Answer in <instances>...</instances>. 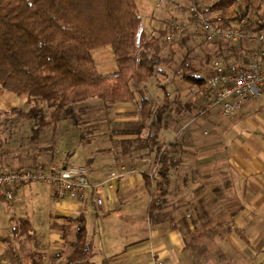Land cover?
<instances>
[{
  "label": "trees",
  "instance_id": "obj_1",
  "mask_svg": "<svg viewBox=\"0 0 264 264\" xmlns=\"http://www.w3.org/2000/svg\"><path fill=\"white\" fill-rule=\"evenodd\" d=\"M246 1V5H242V0H214L207 6H199L208 10L212 20L223 26L245 17L250 31L264 32V0H259L258 5H254L253 0ZM252 7L255 18L251 23L246 15ZM191 37L195 36L187 35L179 42L185 44ZM200 40L214 44L218 58L238 59L240 54L251 50L244 40L238 44L222 39L215 42ZM170 42L159 35L147 34L136 0H0V88L26 96L31 103L27 112L13 107L4 114L14 113L30 121L33 137L37 139L51 121L57 123L66 118L74 105L92 96L107 103H133L139 92V124L113 129L114 136L133 135L115 139L119 154L156 147L155 161L149 171L144 172L145 186L152 196L148 209L150 221L157 223L168 219L175 225L179 221L185 235H189L190 243L200 242L199 245H204L202 248H207L216 235L231 230L242 204L234 194L231 177L222 167L207 166L197 159L192 167L187 164L184 155L190 153L197 157V154L188 151L185 146L189 143L178 137L184 126L181 119L185 115L181 114L189 112L194 101L188 100L182 106L180 101L175 104L167 85L163 84V102L156 104L141 86L146 85L158 70L166 75L167 71L161 69V65L170 66L174 62V51L170 57L163 56L165 45ZM106 46L112 48L117 64V70L110 75L98 70L93 56L94 50ZM255 49L256 46L252 50ZM206 56L208 58L209 54ZM203 70V66H198L186 55L176 72L182 81L196 86L198 92L205 90L211 95L213 89L208 81L212 69H207V75ZM39 101L52 109L51 118ZM214 111L222 113L220 108H207V105L202 112L211 115ZM172 112L179 117L173 118ZM73 119L77 123V118ZM173 119L174 130L179 131L177 139L159 144L161 131L171 128ZM206 126L205 123L203 128ZM145 128L149 130L148 137L143 136ZM185 166L190 167L188 172L182 171ZM175 179H180L179 185L182 183L183 188L189 189L190 195L174 201L170 195L178 192L172 189L176 188ZM180 187L177 185V189ZM189 220L194 230L189 226ZM69 221V225L62 227L67 244L73 249L60 264H96L91 260L93 246L87 239L85 223L76 218H69ZM75 222H78L76 239L71 241L69 234ZM13 231L15 237L25 235L28 240L34 237L33 226L27 218H18ZM17 263L43 264V257L28 250Z\"/></svg>",
  "mask_w": 264,
  "mask_h": 264
},
{
  "label": "crops",
  "instance_id": "obj_2",
  "mask_svg": "<svg viewBox=\"0 0 264 264\" xmlns=\"http://www.w3.org/2000/svg\"><path fill=\"white\" fill-rule=\"evenodd\" d=\"M154 12L141 14L149 36L155 29L154 33L158 32L159 22L165 14H159L157 19ZM99 60L96 62L97 67L103 57L100 56ZM21 98L10 109L17 107ZM10 105V101H0V111L8 110L5 108ZM21 109L25 112L29 110ZM209 117L210 122H204L209 123L205 132L209 131L214 138L205 146L217 145L219 151H207L198 156L197 160L207 166L222 167L229 174L234 194L242 204V209L235 216L231 230L220 232L207 248H202L204 245H199L200 242L190 243L189 235H185L179 221L177 225L168 219L151 223L148 209L152 196L145 186L144 171L139 167L128 170L125 165L111 163L108 161L110 157L99 153L87 160L92 173L91 181L97 183L110 172L118 170L122 175L116 188L107 193L102 205L95 201V196L101 192L92 189L84 202H60L53 197L61 203L60 211H51L49 214L52 218L49 217L54 222L58 221L57 217L82 219L86 225L87 239L93 246L92 261L98 264H155L157 260L163 264H264V87L260 97L249 100L236 114L226 117L220 111H214ZM173 132L179 135V131ZM28 134L25 133L27 137H24L13 130L8 136L0 138V169L41 165L37 156L28 158L19 154L24 145L33 144V132L30 137ZM111 157L114 158L113 154ZM51 162L68 163L58 162L53 157L42 164ZM37 194L33 185H27L17 190L13 200L0 199V210L4 209L5 214L8 210L23 212L16 216L12 214L8 219L2 216L5 223L23 217L31 222L35 230V223L30 217L33 212L25 213L27 207L22 202L28 196L36 197ZM54 222L50 221L48 233L50 236L53 234L56 240H66L64 234H61L63 227H60L59 233ZM188 222L194 230L192 222ZM17 260L11 259L14 262L10 264H16Z\"/></svg>",
  "mask_w": 264,
  "mask_h": 264
},
{
  "label": "rangeland",
  "instance_id": "obj_3",
  "mask_svg": "<svg viewBox=\"0 0 264 264\" xmlns=\"http://www.w3.org/2000/svg\"><path fill=\"white\" fill-rule=\"evenodd\" d=\"M139 8L140 14H151V12L156 11L155 3L156 0H136ZM196 3L197 5L207 6L212 3L214 0H186ZM185 0H177L175 5L180 3H186ZM259 0H253L254 5H258ZM247 1L242 0V5H246ZM264 3H262V6ZM168 5L164 8H160L158 12H154V15L158 17L159 14L162 13L169 14ZM175 10V8H174ZM173 11V10H172ZM249 15H246L250 22L254 21V12L253 7L248 11ZM171 14V11H170ZM237 20V19H235ZM160 24V22H159ZM159 29V25H158ZM156 31V29H155ZM152 31L151 35H159L155 34ZM180 39H175L170 43L165 45L163 56L170 57L171 52L174 51V62L167 66L164 63L161 65V69L167 71L166 75L156 71L154 76L148 81V83L143 86L145 93L156 103L162 104L164 92L162 90L161 85H169L168 89L170 93L171 99L176 102L180 101L181 106L188 100H193V108L189 110V112L181 114L185 115L182 117L181 121L183 122V128L181 129V134L178 139H185L189 146H185L188 151H191L193 154H197L196 156L200 157L205 154L207 151L218 152L219 149L217 145L205 146V143L208 144L214 137L210 135L209 131L205 132L208 128H203L205 125L203 118L207 119L210 122V115L207 113H203L204 107L207 103L213 98V94H206L205 90L202 92H198V89L194 85H189L182 81L178 73V66L180 62L187 55L189 56L198 66H203V73L205 75L208 74V70L211 64V61L215 58H218L214 53L216 47L214 44L204 43L197 37H191L185 44L179 42ZM240 41H230L233 44H238ZM244 44H246L251 50L248 53L240 54V58L234 59L232 57L220 56L221 58L229 59L231 61H244L248 60L253 53V47L256 45H252L249 41L244 40ZM207 54L209 57L207 58ZM93 56L96 62H99L100 56L103 57L102 63L98 66V69L101 73L105 75H110L117 70V64L114 60V52L110 46L102 47L93 51ZM178 84V87H177ZM5 93L6 95L2 94ZM197 93H201V95H197ZM22 96H18L17 94L9 91H4L0 88V101L6 100L10 101L11 105L6 107L5 109H10L13 105L19 102V99ZM11 98V100H10ZM27 97L23 96L21 98L20 104L17 106L19 108L29 109L31 103L26 100ZM140 101L141 95L137 92V99L135 102L131 104L126 103H107L97 96H92L85 100L84 102L78 103L73 106L72 113L66 118H62L57 123L52 122L49 126L43 129L41 135L32 141V145H24L19 154L28 156V158L37 156L39 158L38 162L42 164L43 162H48L51 158H56L58 162H77L84 163L89 167V163L87 160L94 157L97 153L102 156L110 157L108 161L118 165H125L128 170L138 169V167L144 172L149 171L151 165L155 161L156 157V147L147 148L144 150L137 151L135 153L127 152L125 155H120V149L115 143V139H123L133 136L119 135L114 136L113 129L115 127H121L127 124L137 125L140 122ZM38 104L45 108L47 112L48 118H51L52 109L48 108L44 102L39 101ZM127 107V108H126ZM129 107V108H128ZM176 107V106H175ZM129 109V110H126ZM131 109H134L131 111ZM174 117L178 118L176 112H172ZM209 115V116H208ZM8 117L6 120L5 118ZM73 118H77V123ZM173 122L172 126L169 129H163L158 137L159 144H167L175 139H177V135L173 132ZM209 124V123H208ZM31 126L32 123L23 122L21 118L14 113L4 114V110L0 111V138L4 136H8L10 131L18 132V135L28 134L31 136ZM4 131V132H3ZM172 132V133H171ZM149 130L145 128L143 130V136L148 137ZM137 136V135H136ZM24 137H27L26 135ZM173 139V140H172ZM195 147H193V146ZM191 146V147H190ZM196 151V152H194ZM113 154V157L111 155ZM89 156V157H87ZM187 160V164L191 167L195 165V159L197 157L192 156V154L187 153L184 155ZM107 159V158H106ZM107 163V160H104ZM199 161V160H198ZM202 161V160H201ZM200 162V161H199ZM202 163V162H200ZM190 167L185 166L182 171L188 172ZM176 188H172L176 193V195H170L172 200H177L182 197H187L190 195L189 189L183 188L180 183V179H175ZM38 191V194L33 196H28L22 203L27 207L26 212H33L30 217L33 218V223H35L34 237L31 240H28L25 235L15 237L13 227L17 224V221L14 220L11 222L9 220L6 221L3 217L18 215L23 212H9L5 214L4 209L0 210V264H10L11 259L22 258L28 250H32L34 252H38L43 257V264H60L62 260L66 257V254L71 252L73 249L72 245H68L66 240L59 241L55 239V236L52 234L50 236L49 232V223L54 222L51 220L52 216H50V212L52 211H60V202H57L52 195L51 189L47 184L43 183H33L31 184ZM177 185L181 186L180 189H177ZM150 192V191H149ZM36 209H32V208ZM3 216V217H2ZM33 216V217H32ZM51 218H50V217ZM58 221L54 222L55 226L58 228V232L60 233V227L62 225H69L67 222H70L68 218L65 217H57ZM80 219V218H77ZM35 220V221H34ZM75 222L73 226H71V231L69 234V240L73 241L76 238ZM152 223V222H151ZM55 228V227H54ZM49 234V235H48ZM64 234V231L61 232ZM66 239V236H64ZM71 237V238H70ZM73 238V239H72ZM62 252V253H61ZM60 256H58V254ZM14 256V257H12ZM11 257V258H10ZM92 260V258H91ZM15 264V263H14ZM16 264H18L16 262ZM96 264H98L96 262Z\"/></svg>",
  "mask_w": 264,
  "mask_h": 264
},
{
  "label": "built area",
  "instance_id": "obj_4",
  "mask_svg": "<svg viewBox=\"0 0 264 264\" xmlns=\"http://www.w3.org/2000/svg\"><path fill=\"white\" fill-rule=\"evenodd\" d=\"M176 1L156 0L155 3L156 10L168 5L169 14H164L157 33L164 40L173 41L193 35L207 42L221 39L247 40L256 45L246 62L218 58L213 59L210 64L212 74L208 84L212 87L214 95L207 108L218 107L224 116L230 117L240 111L249 100L262 94L264 32L250 31L245 17L234 20L229 26H223L214 22L211 13L196 3L186 1L175 5ZM91 175V170L86 164L77 162H51L46 165L0 169V199L13 200L20 187L43 183L51 188L53 197L60 202H84L91 189L99 191L101 193L95 196V201L102 205L107 193L116 188L122 172L114 170L97 183L91 181ZM155 264L163 263L157 260Z\"/></svg>",
  "mask_w": 264,
  "mask_h": 264
}]
</instances>
